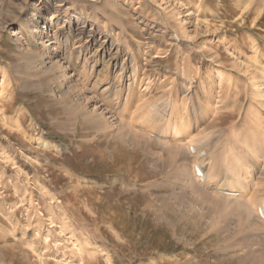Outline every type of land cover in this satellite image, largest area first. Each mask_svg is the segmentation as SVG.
<instances>
[{
	"label": "rangeland",
	"instance_id": "374dc122",
	"mask_svg": "<svg viewBox=\"0 0 264 264\" xmlns=\"http://www.w3.org/2000/svg\"><path fill=\"white\" fill-rule=\"evenodd\" d=\"M260 67L264 0H0V264H264V219L193 173L264 206Z\"/></svg>",
	"mask_w": 264,
	"mask_h": 264
},
{
	"label": "bare ground",
	"instance_id": "6f19581e",
	"mask_svg": "<svg viewBox=\"0 0 264 264\" xmlns=\"http://www.w3.org/2000/svg\"><path fill=\"white\" fill-rule=\"evenodd\" d=\"M32 21V20H31ZM31 24V23H30ZM30 24H28V25H30ZM33 25V24H32ZM45 27V29L47 28L46 26H44ZM30 28V27H29ZM43 28V27H42ZM27 30V29H26ZM25 30V31H26ZM31 31V30H30ZM35 31V30H34ZM43 33V32H42ZM175 34V33H174ZM182 34V33H181ZM33 36H39V31H35L34 32V34H33ZM181 37V36H180ZM179 39V38H178ZM53 43H54V41H52V39L51 38H45V37H43L42 38V40H41V43L40 44H45V46H44V52H42V55H41V65L43 66V70H45V71H52L51 69H52V67H54V65H53V63H52V58H53V56L55 55V53H54V51L51 49V47H52V45H53ZM193 46V45H192ZM40 53V52H39ZM41 54V53H40ZM157 56V55H156ZM34 58H36V57H34ZM57 62V61H56ZM31 63V62H30ZM37 63V62H36ZM38 66H39V64H38ZM261 69H262V72H264V67H260ZM42 70V71H43ZM261 71V70H260ZM178 73V72H177ZM182 73V72H181ZM184 73V72H183ZM260 73V72H259ZM42 75H43V73H42ZM45 75V74H44ZM43 75V76H44ZM210 75V78H208L209 80L210 79H212L213 80V78H214V76H213V74H209ZM218 75V74H217ZM216 75V76H217ZM262 75H263V73H262ZM65 76V75H64ZM190 76V75H189ZM264 76V75H263ZM66 77V76H65ZM261 77V76H260ZM259 78V77H258ZM264 77H261L260 79H262V80H264L263 79ZM260 79H257L258 81H260ZM256 80V79H255ZM250 81V80H249ZM258 81H256V86L254 85V84H252V86H255V92L256 93H254V95L256 94V95H259L260 96V94H263V92H262V90H261V88H260V83L258 82ZM229 82V81H228ZM255 82V81H254ZM133 83V82H132ZM222 83V82H221ZM250 83V82H249ZM252 83V82H251ZM207 85V84H206ZM209 85V84H208ZM220 85V84H219ZM262 85V84H261ZM108 86V85H107ZM188 87V86H187ZM208 87V86H207ZM210 87V86H209ZM222 87V86H221ZM126 88V87H125ZM224 88V87H223ZM226 88V87H225ZM229 88V87H228ZM233 88V87H232ZM254 88V87H253ZM123 89V88H122ZM208 89V88H207ZM230 89V88H229ZM250 89V88H249ZM206 90V89H205ZM246 90V89H245ZM252 92H253V90H252ZM227 94V93H226ZM249 95V94H248ZM116 96V95H115ZM224 101V100H223ZM5 102V101H4ZM248 107H249V105H248ZM140 108V107H139ZM141 108H142V106H141ZM165 108V107H164ZM151 109V108H150ZM115 110V109H114ZM171 110H169V112H170ZM157 112V111H156ZM165 112H166V110H165ZM134 113V112H133ZM163 113V112H162ZM246 113V112H245ZM244 113V114H245ZM126 114V113H125ZM261 114V113H260ZM162 115V114H161ZM151 116H152V114H151ZM242 116H245V115H242ZM124 118V117H123ZM154 118V117H153ZM255 118H257V117H255ZM131 119V118H130ZM134 120V119H133ZM136 120V119H135ZM142 120V119H141ZM158 121H157V123H156V125H157V128L156 129H158V127L159 128H161L160 127V125H161V123H164V124H166L165 122H168L167 121V115H162V117L160 118H158L157 119ZM254 120V119H253ZM137 122V121H136ZM144 122V121H143ZM153 122V121H152ZM254 123V122H253ZM256 123H257V121H256ZM125 124V123H124ZM123 124V125H124ZM153 124H155V123H153ZM159 124V125H158ZM146 125V124H145ZM173 125V124H172ZM137 126V125H136ZM142 126V124L140 123V127ZM146 126H148V128L150 127L149 125H146ZM162 126V125H161ZM256 126V125H255ZM138 127V126H137ZM147 128V127H146ZM145 129V131H146V133H148V134H150L151 136H153V137H155V138H159L160 139V134L161 133H158V132H155V130H151V129ZM151 128H152V126H151ZM246 128H248V127H246ZM153 129V128H152ZM172 132H174V134L175 133H177L178 132V127H177V125H173L172 126ZM142 130V129H141ZM182 130V129H181ZM261 130V129H260ZM169 131V130H168ZM171 131V130H170ZM245 131V130H244ZM263 131V130H262ZM154 132V133H153ZM171 132V133H172ZM250 132V131H249ZM258 132V131H257ZM233 133V132H232ZM259 133H260V131H259ZM262 133V132H261ZM179 134V133H178ZM163 135V134H162ZM192 136H193V134H191ZM191 135L190 134H185L184 133V135L182 134V135H175V136H178L179 137V140H178V142L180 141V144H186L187 145V143H191L192 142V139H191ZM253 135V134H252ZM255 135V134H254ZM164 136H166V134L164 135ZM174 136V135H173ZM237 136V135H236ZM257 136V135H256ZM263 136H264V134H263ZM262 136V138H261V140L262 139H264V137ZM167 137V136H166ZM197 137V136H196ZM251 137V136H250ZM194 138V137H193ZM234 138H239V137H234ZM246 138V137H245ZM170 139V138H169ZM173 139H174V137H173ZM221 139V138H220ZM248 139V138H247ZM250 140V139H249ZM248 140V141H249ZM258 140V139H257ZM199 141V140H198ZM221 141V140H220ZM251 141V140H250ZM253 141V140H252ZM251 141V142H252ZM260 141V140H259ZM165 142V141H164ZM246 142V141H245ZM261 142V141H260ZM196 143V142H195ZM240 143V142H239ZM258 143V142H257ZM256 143V144H257ZM198 144V143H197ZM231 144H233V143H231ZM243 144V143H242ZM245 144V143H244ZM248 144V143H247ZM260 144V143H259ZM262 144H264L263 142H262ZM43 145L44 146H53L54 148H58L59 146L57 145V144H48V143H46V142H43ZM196 145V144H195ZM258 145V144H257ZM188 147H189V144L187 145ZM186 146V148H188ZM192 146V145H191ZM223 146H224V144H223ZM226 146H227V144H226ZM245 146V145H244ZM249 146H251L250 144H249ZM181 147H182V145H181ZM246 148H248L247 147V145L245 146ZM254 147H256V146H254ZM260 147V146H259ZM179 148V147H178ZM236 148V147H235ZM249 149V148H248ZM252 149V148H251ZM55 150H57V149H55ZM59 150V149H58ZM244 150V149H243ZM254 150V149H253ZM170 151H172V150H170ZM187 151V153L189 152L190 154H192V156H194L195 158H198V157H200V158H202V157H204L203 155H205V151H204V148H200L199 146H197L196 145V147H194L193 146V149H191L190 151H188V150H186ZM235 151V150H234ZM238 151V150H237ZM249 151V150H248ZM259 151V150H258ZM261 151V150H260ZM263 151V150H262ZM230 152V151H229ZM241 152H243V151H241ZM245 152V151H244ZM182 153V152H181ZM180 153V154H181ZM185 153V152H184ZM246 153H247V150H246ZM250 153V152H249ZM261 153V152H260ZM175 154H176V152H175ZM225 154V153H224ZM239 154H241V153H239ZM245 154V153H244ZM256 154V153H255ZM259 154V153H258ZM177 155H178V152H177ZM229 155V154H228ZM246 155V154H245ZM257 155V154H256ZM255 155V156H256ZM219 156H220V154H219ZM247 156H248V154H247ZM249 156H251V155H249ZM176 157V156H175ZM223 157V156H222ZM221 157V158H222ZM228 157V156H227ZM231 157H233V156H231ZM236 157V156H235ZM234 157V158H235ZM240 157V156H239ZM220 157H218V159H219ZM237 158V157H236ZM242 158V157H241ZM240 158V159H241ZM257 158V157H256ZM175 159V158H174ZM251 158L249 157V159L248 160H250ZM252 159H253V157H252ZM230 160V159H229ZM243 160V159H242ZM241 160V161H242ZM245 160H246V158H245ZM173 161V160H172ZM176 161V160H175ZM216 161V160H215ZM220 161V160H219ZM252 161V160H251ZM256 162H257V160H256ZM195 163V162H194ZM205 163V162H204ZM239 164V165H238ZM243 164H245V163H243ZM248 164V163H247ZM251 164V163H250ZM253 164H254V162L252 163V167H253ZM193 166H194V164H193ZM219 166V165H218ZM239 166H242L240 163H239V161H235V160H233L232 159V161H231V163H230V166H229V168H228V171L230 172V173H234V171H236L235 169H237ZM247 165H245V167H240V170L239 171H243L244 170V172H245V169L247 170V168L249 167V164H248V167H246ZM208 167H209V165H208ZM254 167H255V165H254ZM194 170V177L195 178H197V180H199L200 181V183L202 182L203 184H205V185H208L211 189H215L216 191H224V192H227V193H229V195L230 194H234L235 196L236 195H238L237 196V198L235 197L234 199H232V201H234L235 202V205H238V206H243V204H242V202L243 201H245L246 203H248L247 205L249 206V205H251V206H253V207H251V208H254V211H255V215L259 218V221L261 220H263L264 219V206H263V203H262V201L259 199V197L257 196V194H256V192H253V193H251V192H249V198L248 197H246V195L245 194H247V193H245L244 192V190H243V186H244V184H246V182H245V179H248V180H250L251 178H253L254 177V175H253V177H252V174L251 173H248V174H245L244 176H242V175H240V174H238L237 175V172H235L236 173V176L235 177H226L225 178V176L223 177V179H222V177L220 178V179H222V180H215V181H213L212 179H211V177H209V175H208V172L206 171V168H205V165L203 164V163H201V162H196L195 163V167L193 168ZM249 169H252L251 167H249ZM248 169V171H250L251 172V170H249ZM181 170V169H180ZM227 170V169H226ZM192 171V170H191ZM234 173V174H235ZM238 173H240V172H238ZM247 173V172H246ZM253 173V172H252ZM227 174H229V173H227ZM227 174H226V176H227ZM232 175V174H231ZM233 176V175H232ZM248 183V182H247ZM251 184V183H250ZM214 190V191H215ZM220 193V192H219ZM219 193H218V195H219ZM243 193H245V194H243ZM224 194V193H223ZM241 194L243 195V196H241ZM221 196H222V193H221ZM241 196V197H240ZM211 197V196H210ZM230 198V197H229ZM244 198V199H243ZM246 199V200H245ZM262 199V198H261ZM252 203V204H251ZM242 206H241V208H242ZM250 207V206H249ZM235 208V207H234ZM251 208L249 209V210H251ZM245 209V214L246 215H249L248 213V211H247V207L244 205V207H243V210ZM248 212V213H247ZM244 215V214H243ZM246 218V217H245ZM247 218H249V217H247ZM250 219V218H249ZM252 220V219H251Z\"/></svg>",
	"mask_w": 264,
	"mask_h": 264
}]
</instances>
